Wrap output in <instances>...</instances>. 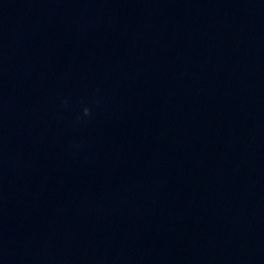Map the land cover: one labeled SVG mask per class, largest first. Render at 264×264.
Returning <instances> with one entry per match:
<instances>
[{"label": "clouds", "instance_id": "obj_1", "mask_svg": "<svg viewBox=\"0 0 264 264\" xmlns=\"http://www.w3.org/2000/svg\"><path fill=\"white\" fill-rule=\"evenodd\" d=\"M90 114V110L88 108L84 109V115L88 116Z\"/></svg>", "mask_w": 264, "mask_h": 264}]
</instances>
